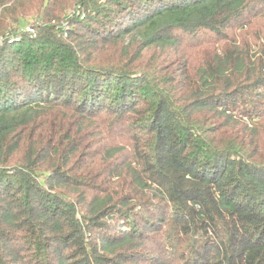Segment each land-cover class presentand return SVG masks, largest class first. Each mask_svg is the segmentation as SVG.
I'll return each instance as SVG.
<instances>
[{
    "label": "trees",
    "instance_id": "1",
    "mask_svg": "<svg viewBox=\"0 0 264 264\" xmlns=\"http://www.w3.org/2000/svg\"><path fill=\"white\" fill-rule=\"evenodd\" d=\"M0 264H264V0H0Z\"/></svg>",
    "mask_w": 264,
    "mask_h": 264
},
{
    "label": "rangeland",
    "instance_id": "2",
    "mask_svg": "<svg viewBox=\"0 0 264 264\" xmlns=\"http://www.w3.org/2000/svg\"><path fill=\"white\" fill-rule=\"evenodd\" d=\"M71 10H69L68 12H67V14H70L71 12H70ZM33 23H36V21H34V20H31L30 19V21H28V22H26V23H24L23 25H21V26H19L12 34H13V36H14V38L17 40L19 37V32L21 31V29H24L25 31L27 30L26 29V27L27 26H31L32 25V22ZM29 23H31V24H29ZM36 24H38V23H36ZM61 27L64 29V28H66V21H63V23L61 24ZM34 31H35V28L33 27V31L31 32V29L30 30H28V32L31 34V33H34ZM15 34V35H14ZM13 36H8V43H10V38L11 37H13ZM11 40H13V39H11Z\"/></svg>",
    "mask_w": 264,
    "mask_h": 264
},
{
    "label": "built area",
    "instance_id": "3",
    "mask_svg": "<svg viewBox=\"0 0 264 264\" xmlns=\"http://www.w3.org/2000/svg\"><path fill=\"white\" fill-rule=\"evenodd\" d=\"M26 29H27L26 31H28L30 29H31V32L33 31V27L32 26H27ZM10 41H11V39H10Z\"/></svg>",
    "mask_w": 264,
    "mask_h": 264
}]
</instances>
